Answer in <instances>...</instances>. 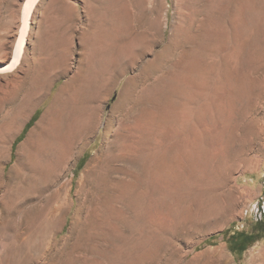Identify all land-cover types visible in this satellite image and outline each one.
I'll list each match as a JSON object with an SVG mask.
<instances>
[{
	"label": "rangeland",
	"instance_id": "rangeland-1",
	"mask_svg": "<svg viewBox=\"0 0 264 264\" xmlns=\"http://www.w3.org/2000/svg\"><path fill=\"white\" fill-rule=\"evenodd\" d=\"M26 1L0 0V66L9 64ZM156 1L42 0L37 7L22 65L0 74V264H204L212 248L227 253L221 264H252L264 254V74L251 71L240 94L231 90L234 66L254 62L244 22L257 21L264 5L191 0L194 20L183 25L178 0ZM154 4L158 27L151 29ZM144 25L152 48L133 69L125 43ZM74 76L79 86L69 96L79 107L100 102L101 130L83 153L64 139L32 161L28 137ZM189 80L199 85L191 127L183 107ZM99 92L109 95L96 99ZM119 119L134 126L139 151L126 154L124 137L109 148ZM165 136L181 145V157L165 162L167 186L158 191L151 148ZM96 166L106 175L104 202L85 223V175Z\"/></svg>",
	"mask_w": 264,
	"mask_h": 264
},
{
	"label": "bare ground",
	"instance_id": "bare-ground-1",
	"mask_svg": "<svg viewBox=\"0 0 264 264\" xmlns=\"http://www.w3.org/2000/svg\"><path fill=\"white\" fill-rule=\"evenodd\" d=\"M41 1L42 0H27L26 1V4L24 6V10H23L22 25H21V28H20L19 33H18V38H17L16 43L14 45V48H13V51H12V54H11V57L9 60V64L7 66H0V74L5 73L7 75V73L15 72L22 65L23 60H24V56L26 54L27 44L29 42V37L31 34L32 20L34 18V14L37 10V7L39 6ZM152 1L157 2L156 0H152ZM261 1L264 5V0H261ZM247 7H248V10L250 12L251 11V5H248ZM96 9H98V8L96 7ZM177 9H178V13L180 15V18L182 20L183 25L191 23L190 21L194 20L193 19L194 13L192 14L191 0H178V8ZM263 10H264V8H263ZM158 11H159V8L156 7V5H155L154 8L152 9V14L155 18L150 25L151 29H156L158 27V18L156 17L159 13ZM92 12H93V8H92ZM92 12L90 11V14ZM248 17H249V19L251 21L250 23L252 25L251 24L247 25V23L244 22V25H245L244 29L246 28L245 31L247 33L249 41L253 40V47H252V50H251L249 56L251 57L252 60H254V62L252 64H250V63L248 64L247 62L240 60L234 66V75H235V81L236 82H235L234 87L231 90H234L238 94H240V92H241L240 85L242 84V86H243L244 83H246L245 80L249 77V75H251L253 73L251 71H255L254 72L255 74H258V73L264 74V13L261 17L259 15L260 18H257V21H256V17H252L251 15H249ZM88 26H89L88 30H93L95 28L94 21L92 18L90 19V23ZM136 27H135V29H136ZM242 31H243V29H242ZM242 31L240 30V32H242ZM147 33H148V29L144 25L141 29H139V31H137L136 35L134 33L131 34L132 38H130V40H126L128 42L125 41L126 42L125 43V51H126L125 53L128 57V60L130 62H132V68L133 69H135L137 67V65L142 61L144 55L149 50H151V48H152L148 42L149 40L147 38ZM238 38H241V37H238ZM217 42H216V44H217ZM154 44H155V42H154ZM218 47H217V49H218ZM219 49H220V47H219ZM159 56L160 55H158V57ZM126 74H127V71L123 70L121 72L120 76H125ZM129 82L135 83V78L129 80ZM129 82H128V84H130ZM130 85L129 86L127 85V88H125V89L129 90ZM78 86H79V83H78L77 76L72 77L70 79L69 83L65 84V86L62 87V89H60L58 94L55 96L54 101L52 102L51 106L46 110V112L42 116L41 120L37 123L36 127L33 129L32 133L28 137V140H27L28 143L26 146L28 147V155L32 161L42 157L58 141H61L64 139L66 141H68V144L70 146H72L73 149H74L75 145L80 146L81 150H82V151L81 150L80 151L83 153L84 150L87 149L88 142L92 139V136L95 134V132L97 130H101L100 129L101 128L100 123L103 121L102 120L103 114L101 113L102 105L100 104V102H99L96 109L93 108L94 103L96 101L95 99H91L90 102H88L86 104L83 103L79 107L76 104L75 99L73 97L69 96V92L77 89ZM202 86H205V85L202 84ZM198 87H199V85H197L195 83V81H193V80H189L187 82V86H186L187 89L186 90H187V95L190 94V97L187 98V101L183 105V107L185 108V118L188 122L189 127L193 126L192 123H193L194 115L196 112V106H195V102L193 99L194 96H193L192 92H194V90L196 91L198 89ZM203 88H205V87H203ZM130 89H132V88H130ZM130 92L127 91L126 93H130ZM106 95H109V92L106 94L99 92V95L96 97V99L97 98L104 99ZM182 109H180V107H179L178 111L180 112ZM95 115H96V117H95ZM179 115H180V113H179ZM121 117H123V116H121ZM132 117H134V116H132ZM31 119H32V116L27 117L26 121L29 122ZM131 120H133V119H131ZM27 122H26V124H27ZM137 125H138V123H137ZM108 126L110 127V125H108ZM8 127H9V125H6L4 127L5 128L4 130L7 131ZM137 127H140V124ZM134 133H135L134 126H128V123L126 124L123 119L122 120L119 119L118 125L115 128V130L113 131L112 136H109V134H108L109 148H112L110 146L113 144L114 140L117 137H122V138L124 137L126 143H125V146L124 147L122 146V147H123V150L125 151L126 154H131V152H133L134 150L139 151V146H140L139 141L137 142V140H135V138H134L135 134ZM19 135H20V133H18V136ZM136 135H137V133H136ZM140 135L142 136V133ZM141 136H139V137L141 138ZM157 136H159V135H157ZM140 138H138V139L140 140ZM163 138L164 139L157 140V142L154 143V146L151 148L152 154L154 155V157L156 158V161H157L156 173L158 172L157 176L160 178V181H159V178L157 177L158 180H157L156 189L158 191H163L165 189V187L167 186V183H166L165 178H164V173L166 171L165 162L172 161L174 163H177L178 157H181V155H180L181 145L176 141L172 142L174 137L173 136H169V137L165 136ZM65 140L63 141V143L65 142L67 144V142ZM144 140H143V142H144ZM65 145H63V146L65 147ZM150 145H153V143ZM64 147H62V148H64ZM65 148H67V146ZM106 151H108V150H106ZM65 152H66V150H65ZM69 153H67V154L69 155ZM148 153H150V152H148ZM67 154H64V155H67ZM99 156H102V155H99ZM107 156H106V158H108ZM65 157L66 156H64V159L67 160L66 158H68V156L66 158ZM68 160H70V158H68ZM103 160H105V159L103 158ZM106 162H108V160ZM68 163H69V161H68ZM106 164H108V163H106ZM178 168H179V165L176 166L175 168L172 167V169L174 171H177V170L180 171V169H178ZM106 173H107V171H106ZM103 176L105 177L106 175H104V168L102 166H96L95 170L87 172L85 175V178H86L84 181L85 182V188H84L85 192H84V199L82 202V205L86 211L85 212L86 217H84L85 219L83 218L85 223L87 221L92 220V218L96 214L99 213V215H100V213H101V211L99 212V210L101 209V207L103 205L104 196H105V193H104L105 188L103 185V180H104ZM223 180L226 181L225 179H223ZM72 182H73L72 179H69L67 183L62 185V190H68V187L71 186ZM68 194H69V192L67 193V196H68ZM88 233H89V231H88ZM201 243H202V241L199 242L198 244L192 245L191 249L193 250L195 247H197ZM205 253H207L206 254L207 258H206L204 264H221L220 257H223L226 260H228L227 253L222 251V250H219L217 248H212V249L206 251ZM252 264H264V254L261 253L258 257H255L253 259Z\"/></svg>",
	"mask_w": 264,
	"mask_h": 264
},
{
	"label": "trees",
	"instance_id": "trees-1",
	"mask_svg": "<svg viewBox=\"0 0 264 264\" xmlns=\"http://www.w3.org/2000/svg\"><path fill=\"white\" fill-rule=\"evenodd\" d=\"M38 114V113H37ZM36 116L37 115H35V117L30 121V123L26 126V128L24 129V132H23V134H22V136L21 137H19L17 140H16V143H15V147L18 145V143H19V141H20V139L26 134V132L28 131V129L31 127V125L34 123V121H35V118H36ZM262 220H264V219H262ZM227 232L228 231H226L225 233H224V235H226L227 234ZM242 234H244V233H241V234H233L232 236H230V240H235L236 238H239ZM257 238L258 239H261V238H263V237H259V235L257 236ZM239 249H241L243 252H245L246 251V245L245 244H239Z\"/></svg>",
	"mask_w": 264,
	"mask_h": 264
}]
</instances>
